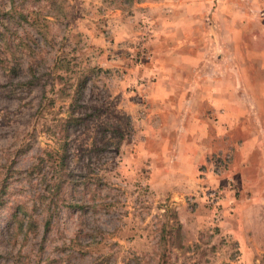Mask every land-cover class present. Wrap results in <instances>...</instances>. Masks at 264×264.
I'll return each instance as SVG.
<instances>
[{"label": "rangeland", "instance_id": "374dc122", "mask_svg": "<svg viewBox=\"0 0 264 264\" xmlns=\"http://www.w3.org/2000/svg\"><path fill=\"white\" fill-rule=\"evenodd\" d=\"M192 52L261 98L264 0H0V264H264V152L192 116Z\"/></svg>", "mask_w": 264, "mask_h": 264}, {"label": "crops", "instance_id": "0c3cea01", "mask_svg": "<svg viewBox=\"0 0 264 264\" xmlns=\"http://www.w3.org/2000/svg\"><path fill=\"white\" fill-rule=\"evenodd\" d=\"M224 4L227 10H232L233 5L230 3H222L217 2V6L219 5V9L217 8V19L214 22L218 23L222 26L223 24L228 25L229 28L226 29L229 33L225 35L226 44L235 43L234 45L238 48L239 42L242 40V33L240 31L241 21L244 22L241 15L239 19H234L225 16L224 14ZM205 6V5H204ZM204 8V7H203ZM188 14L185 15L187 17V24L192 21L191 7H188ZM224 13V14H223ZM235 29V30H233ZM223 34H226L223 32ZM211 37L214 39V42L219 41V35L214 27L211 30ZM235 47V48H236ZM187 57L191 58L189 60L184 59V71L190 72L191 76L187 78V91L188 96L186 100H188L189 106H192V116L198 115L202 117V122L207 123V120H211V116L215 119L213 121V126H216L215 132L217 133V137L221 142V146L225 149L220 150L223 153H229L232 156V165L237 164L239 162L240 166L245 162L248 163V156L253 152L260 151L264 152V120L262 117L264 115V88H259L260 91L259 96L261 98H257L253 94H250L248 98L247 95L249 93H245L244 96H241V92L243 91V86L249 88L251 86L253 88V84L249 82V75L247 72L243 71L245 74V81L241 82L240 72L235 66H228L225 68L223 73H219L220 76H216V72L218 71V61H214L211 63V70L213 72H207L202 67L205 65L203 57L200 60H195L194 52L188 54ZM221 60L223 59V54L217 55ZM185 58V57H184ZM198 62V63H197ZM200 66L199 68H196ZM209 67V68H210ZM175 74H179L178 69L176 67L172 68ZM203 74L204 77L198 81L196 78V73ZM174 82L168 85V89L174 87ZM255 90L252 91L254 93ZM198 105L199 107L195 106ZM203 107V109H202ZM251 107V108H249ZM206 108V110H205ZM261 113L262 116H260ZM208 114V115H207ZM247 118L251 121L253 120L257 124V133H253L245 136L244 138L239 137V133H234V130L237 128H244L245 121ZM261 119V120H260ZM191 121L195 120V118H191ZM222 122V123H220ZM220 124L221 128H219ZM246 131V130H245ZM203 133H213L209 131V129L205 128ZM200 131V133H202ZM207 152H211L214 150L212 145H206ZM235 155V157H234ZM241 158V160H239ZM264 158V157H263ZM262 170H264L262 168Z\"/></svg>", "mask_w": 264, "mask_h": 264}, {"label": "trees", "instance_id": "16d2710c", "mask_svg": "<svg viewBox=\"0 0 264 264\" xmlns=\"http://www.w3.org/2000/svg\"><path fill=\"white\" fill-rule=\"evenodd\" d=\"M134 0H127V2L129 4H131ZM121 6L124 5L123 1L122 3L120 4ZM6 204V199L2 196V194L0 195V207L4 206Z\"/></svg>", "mask_w": 264, "mask_h": 264}]
</instances>
